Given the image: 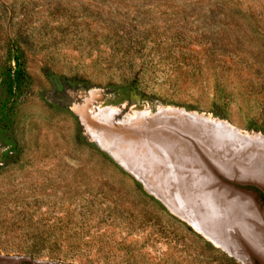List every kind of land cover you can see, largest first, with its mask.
Segmentation results:
<instances>
[{"label": "rangeland", "instance_id": "obj_1", "mask_svg": "<svg viewBox=\"0 0 264 264\" xmlns=\"http://www.w3.org/2000/svg\"><path fill=\"white\" fill-rule=\"evenodd\" d=\"M263 142L264 0H0V264H264Z\"/></svg>", "mask_w": 264, "mask_h": 264}, {"label": "bare ground", "instance_id": "obj_2", "mask_svg": "<svg viewBox=\"0 0 264 264\" xmlns=\"http://www.w3.org/2000/svg\"><path fill=\"white\" fill-rule=\"evenodd\" d=\"M179 110V109H178ZM182 110V109H181ZM106 111V110H105ZM132 114V113H131ZM193 115V114H192ZM104 116V115H103ZM131 116V115H130ZM195 116V115H194ZM129 118V117H128ZM129 120H131L130 118H129ZM215 124V123H214ZM230 125V124H229ZM222 128V127H221ZM110 134V133H109ZM111 135H112V133H111ZM112 136H115V134L114 135H112ZM261 135H254L252 138H254V139H260L259 137H260ZM111 137V136H110ZM255 137H258V138H255ZM262 138V137H261ZM107 139V141H106V143L107 142H109L108 141V138H106ZM112 139V138H111ZM114 139V138H113ZM98 140V139H97ZM110 140V139H109ZM134 141V140H133ZM140 141V140H139ZM143 141V140H142ZM141 141V142H142ZM117 142V141H116ZM110 143V142H109ZM108 143V144H109ZM123 143V142H122ZM122 143H120V144H122ZM117 144H119V143H117ZM128 144V143H127ZM150 144V143H149ZM148 144V145H149ZM112 145V144H111ZM113 145H116L115 143L113 144ZM125 145V144H124ZM141 145V144H140ZM145 145V144H144ZM152 145V144H151ZM263 145H264V142H263ZM117 146V145H116ZM118 146H120V145H118ZM128 147V146H127ZM228 147V146H227ZM234 147V146H233ZM125 148H126V146H125ZM151 148H153L152 146H151ZM162 148V147H161ZM118 149H120V147L118 148ZM117 148L115 149V150H118ZM134 149V148H133ZM228 149V148H227ZM114 150V149H113ZM141 150V149H140ZM152 150V149H151ZM235 150V149H234ZM136 151V150H135ZM119 152H121V151H119ZM227 152H228V150H227ZM132 154H133V152H131ZM122 154H123V152H122ZM231 154H233V153H231ZM121 154L119 153V157H121L120 156ZM140 155V154H139ZM138 155V156H139ZM217 155V154H216ZM235 155V154H234ZM157 156V155H156ZM230 156V155H229ZM124 157H125V155H124ZM130 157V156H129ZM132 157V156H131ZM143 157V156H142ZM252 157H253V154L250 156V158H249V162L252 160ZM137 158V157H136ZM141 158V157H140ZM160 158V157H159ZM158 158V159H159ZM118 159V158H117ZM211 159V158H210ZM254 159V158H253ZM126 160V159H125ZM127 160H128V158H127ZM126 160V161H127ZM134 160V159H133ZM141 160V159H140ZM146 160V159H145ZM130 161V160H129ZM128 161V162H129ZM156 162V161H155ZM159 162H161V161H159ZM122 163H125V161L124 162H122ZM136 163V162H135ZM141 163V162H140ZM148 163V162H147ZM130 164V163H129ZM138 164V163H137ZM155 164V163H154ZM162 164V163H161ZM141 165V164H140ZM164 165V164H163ZM162 165V166H163ZM220 165V167L222 168V172H226V175L229 177V178H231V179H235V180H237V181H256L257 183H259L260 185H262L263 187H264V178H262V177H258V178H252V177H250L249 176V171H247V170H245V169H243V168H241L240 167V169H239V172H240V174H238V175H236V176H232V170H231V167H230V165L229 166H227V167H224L223 165H221V164H219ZM134 166V165H133ZM139 166V165H138ZM144 166V165H143ZM135 167V166H134ZM137 167V166H136ZM169 167V166H168ZM191 167V166H190ZM142 168H144V167H142ZM149 168V167H148ZM141 169V168H140ZM139 169V170H140ZM152 169V168H151ZM145 170V169H144ZM148 171H149V169H147ZM146 170V171H147ZM162 170V169H161ZM160 170V171H161ZM164 170V169H163ZM162 170V171H163ZM136 171V170H135ZM141 171V170H140ZM161 171V172H162ZM139 172V171H138ZM143 172H145V171H143ZM154 172V171H153ZM172 172V171H171ZM137 173V172H136ZM149 173H151V172H149ZM180 173V172H179ZM193 173V172H192ZM191 172H190V174H192ZM263 173V172H262ZM138 174H140V177L142 176V174L143 173H138ZM138 174H137V176H138ZM167 174H169V172L167 173ZM175 174V173H174ZM182 174V173H181ZM136 175V174H135ZM148 175V174H147ZM177 175V174H176ZM176 175H175V177H176ZM192 175H195V174H192ZM262 176H263V174H261ZM149 176H151V175H149ZM146 177V176H145ZM144 177V175H143V177L142 178H140V180L141 181H143L147 186H151V185H149L150 184V182H149V184L143 179V178H145ZM167 177H168V175H167ZM171 177V176H170ZM169 178V177H168ZM180 178L182 179L183 177H181L180 176ZM146 179V178H145ZM188 179V178H187ZM196 179V178H195ZM148 180V179H147ZM154 180V179H153ZM177 181H178V179H176ZM184 180V179H183ZM190 180H191V178H190ZM194 180V179H193ZM164 181V180H163ZM177 181H176V183H177ZM188 181H189V179H188ZM192 181V180H191ZM152 182H154V181H152ZM180 182V181H179ZM181 182H182V180H181ZM159 183V182H158ZM167 183V182H166ZM172 183V182H171ZM170 183V184H171ZM188 184H187V187L188 186H190L189 185V182H187ZM190 183H192V182H190ZM157 184V183H156ZM185 184H186V182H185ZM184 184V185H185ZM182 185L183 184H181L180 185V187H182ZM183 185V187H185ZM152 186H154V185H152ZM161 186H162V184H161ZM171 186V185H170ZM153 188V187H152ZM160 188V187H159ZM158 188V189H159ZM177 188H178V186H177ZM190 188H193V185H191V187ZM150 189H151V187H150ZM165 189V188H164ZM169 189V188H168ZM183 189H187L186 187L185 188H183ZM182 189V190H183ZM189 190V189H188ZM154 191V190H153ZM187 191V190H186ZM191 191V190H190ZM241 191V192H240ZM240 191H237V190H233V189H229V191H228V189H226L225 187H224V189L222 190V191H220V195L222 196V197H224L225 199H227L228 198V200L229 201H232L233 202V204L236 206V209H237V211L235 212V214H237V213H239L238 214V216L234 219V220H232V222H234L235 224V226L237 227V229L239 230V232H238V234H240V235H242V237H240V235L238 236V241H241L242 242V244H243V246L246 248L245 249V251H243L241 248H239V247H237L236 245L238 244V242H237V240L236 239H228L227 241H226V243H221V242H219V239H218V237L215 235V233H217V231L218 230H220L221 229V231L223 230L222 228V225H221V222L218 220V219H214L215 217H214V215H212V214H214V213H211L210 212V214H208V218H210V220L208 221L209 222V224H210V227H211V230L212 231H208V232H204V234L208 237V238H210V240H212L213 242H215L216 244L218 243V244H223V246L224 247H226L227 249H229V250H231V251H235V252H238V254L240 255V256H242L243 258H247V260L249 259V260H251L252 262H253V255H255L256 257H258V259H260V261H262V263H264V219H263V215H264V212L263 211H261V209L259 208V205L258 204H256L255 205V207H256V209L253 207V205H250L249 204V209H247L246 208V204L249 202V201H251L250 200V197H253L252 195H250V193H248V191H246V190H240ZM178 192V191H177ZM154 193H156V194H158L159 195V193H157V191L155 192L154 191ZM186 193V192H185ZM190 193V192H189ZM192 193H194V192H192ZM189 195H191V194H189ZM247 195V196H246ZM160 196V195H159ZM165 196V195H164ZM168 196H170V195H168ZM167 196V197H168ZM183 196V195H182ZM194 196V195H193ZM227 196H230V197H227ZM249 196V201L246 199V198H244V197H248ZM161 197V196H160ZM166 197V196H165ZM166 197V199L167 200H165V198H163V197H161V199H163V201L164 202H166V203H168L167 201L169 200L168 198ZM174 197H177V195L176 196H174ZM188 197V196H187ZM192 197V196H191ZM170 198H171V196H170ZM194 198H195V196H194ZM230 198V199H229ZM177 199H180V198H176V200ZM182 200V199H181ZM190 200V199H189ZM179 201V200H178ZM191 201V200H190ZM198 201H200L199 199H198ZM184 202V201H183ZM197 202V201H196ZM179 204V203H178ZM183 207V206H182ZM190 208V207H189ZM188 208V209H189ZM207 208V207H206ZM182 209V208H181ZM184 209V208H183ZM179 210V209H178ZM257 210V211H256ZM187 211V210H186ZM247 211L249 212V218L247 217ZM232 213H234V212H232ZM193 214V213H192ZM195 214V213H194ZM260 215V217H261V221L259 222V221H254L258 216ZM191 216V215H190ZM195 218V217H194ZM196 219V218H195ZM197 221V220H196ZM197 223H199V222H197ZM231 223V222H230ZM200 225V224H199ZM229 226V225H228ZM201 227V226H200ZM220 227V229H218ZM230 240H233V241H230ZM238 246H240L241 247V243H239L238 244ZM248 260V261H249ZM20 260L18 259V260H8V261H3L1 264H17L18 262H19Z\"/></svg>", "mask_w": 264, "mask_h": 264}, {"label": "water", "instance_id": "obj_3", "mask_svg": "<svg viewBox=\"0 0 264 264\" xmlns=\"http://www.w3.org/2000/svg\"><path fill=\"white\" fill-rule=\"evenodd\" d=\"M207 160H208L209 165H211V167H213L214 164L211 163V160L210 159H207ZM227 179L230 180L228 182H225V188L228 189V191H229V189L230 190L233 189V190H237V191L243 190V188L239 187L237 184H240V185L243 184L244 185V184H247V183H249V184H257V186H259L264 191V187L262 185H260L259 183H257L256 181H237V180L231 179L229 177ZM228 197H230V196H228ZM23 261H24V258H22V261H19L17 264H22ZM31 264H43V263H40V262H37V261H32Z\"/></svg>", "mask_w": 264, "mask_h": 264}]
</instances>
